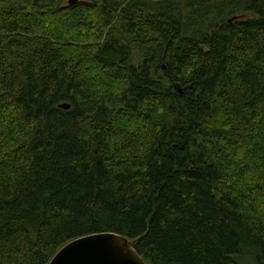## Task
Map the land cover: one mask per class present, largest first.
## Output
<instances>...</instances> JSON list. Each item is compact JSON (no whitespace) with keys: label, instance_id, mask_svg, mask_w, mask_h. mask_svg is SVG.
<instances>
[{"label":"trees","instance_id":"trees-1","mask_svg":"<svg viewBox=\"0 0 264 264\" xmlns=\"http://www.w3.org/2000/svg\"><path fill=\"white\" fill-rule=\"evenodd\" d=\"M70 1L0 0V264H264V0Z\"/></svg>","mask_w":264,"mask_h":264},{"label":"water","instance_id":"water-1","mask_svg":"<svg viewBox=\"0 0 264 264\" xmlns=\"http://www.w3.org/2000/svg\"><path fill=\"white\" fill-rule=\"evenodd\" d=\"M60 107L68 109L69 105ZM133 246L132 241L120 235L91 234L70 241L57 251L49 264H147Z\"/></svg>","mask_w":264,"mask_h":264},{"label":"rangeland","instance_id":"rangeland-1","mask_svg":"<svg viewBox=\"0 0 264 264\" xmlns=\"http://www.w3.org/2000/svg\"><path fill=\"white\" fill-rule=\"evenodd\" d=\"M241 264H252V261L250 258L244 257V259L241 261Z\"/></svg>","mask_w":264,"mask_h":264},{"label":"bare ground","instance_id":"bare-ground-1","mask_svg":"<svg viewBox=\"0 0 264 264\" xmlns=\"http://www.w3.org/2000/svg\"><path fill=\"white\" fill-rule=\"evenodd\" d=\"M71 1H75V2H76V0H71ZM71 1H70V2H71ZM70 2H69V3H70ZM75 2H74V3H75ZM60 106H61V105H60ZM60 108H61V107H60ZM69 243H70V242H69ZM69 243H67V244H69ZM67 244H66V245H67ZM66 245H64V246H66ZM64 246H63V247H64ZM63 247H62V248H63ZM60 249H61V248H60ZM60 249H59V250H60ZM59 250H58V251H59ZM49 262H50V261H49ZM48 264H49V263H48Z\"/></svg>","mask_w":264,"mask_h":264}]
</instances>
